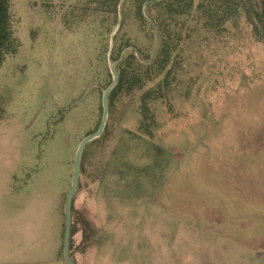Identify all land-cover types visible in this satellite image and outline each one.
Wrapping results in <instances>:
<instances>
[{
  "label": "rangeland",
  "instance_id": "1",
  "mask_svg": "<svg viewBox=\"0 0 264 264\" xmlns=\"http://www.w3.org/2000/svg\"><path fill=\"white\" fill-rule=\"evenodd\" d=\"M13 5L21 46L0 65V264H66L75 155L99 129L116 62L100 25L112 18L85 13L83 0ZM120 36L148 44L133 18ZM180 53L172 106L152 107L154 138L138 133L136 96L109 107L84 151L79 264H264V44L241 17L224 37L199 30Z\"/></svg>",
  "mask_w": 264,
  "mask_h": 264
},
{
  "label": "trees",
  "instance_id": "2",
  "mask_svg": "<svg viewBox=\"0 0 264 264\" xmlns=\"http://www.w3.org/2000/svg\"><path fill=\"white\" fill-rule=\"evenodd\" d=\"M148 1L83 0V11L98 15L104 13L112 18L110 22L102 20L100 25L108 38L107 47L112 39V59L116 61L125 49L133 47L124 36H120L128 19L137 21L145 33L148 44L135 46L139 58L130 51L116 68L119 81L110 94L109 107H115L122 99L138 96V133L154 138L160 124L152 107L159 103L172 106L171 95L178 85L179 73L184 70V59L180 53L182 45L191 41L202 29L214 33L216 38L224 37L227 25L234 26L241 17L252 28L256 42L264 44V0H259V4L255 0H162L147 6L146 17L143 8ZM14 14L13 0H0V65L20 50ZM149 20L154 21L159 30L160 44L153 59L156 38ZM117 27L119 29L114 34ZM4 117L5 110L0 104V122ZM84 227L86 230L91 228L89 223ZM76 233L73 220L70 256L79 264L73 256V237Z\"/></svg>",
  "mask_w": 264,
  "mask_h": 264
},
{
  "label": "water",
  "instance_id": "3",
  "mask_svg": "<svg viewBox=\"0 0 264 264\" xmlns=\"http://www.w3.org/2000/svg\"><path fill=\"white\" fill-rule=\"evenodd\" d=\"M160 1L162 0H150L147 3H145L144 8H143L144 15L147 17L146 8L148 5L154 4ZM149 21L154 29L155 38H156V46H155V50L152 56V59H153L158 51L159 44H160L159 30L156 24L154 23V21L152 20H149ZM130 51L135 52L136 56L139 58L137 49L134 47H129L122 52L118 61H116L115 63H112L110 61V71L112 75V82L103 94V100H102L103 116H102L101 124L96 133L86 137L80 143L77 149L76 155H75L73 181H72L71 189L66 199V206H65V218L66 219H65V231H64V243H63V258L66 264H76L70 256V241H71V228H72V208H73V201H74L75 194L79 188V181H80V176H81V171H82V157H83V154H84V151L87 145L99 139L105 131L108 116H109V97H110L111 92L117 86L118 81H119L116 68L124 60L126 54Z\"/></svg>",
  "mask_w": 264,
  "mask_h": 264
}]
</instances>
